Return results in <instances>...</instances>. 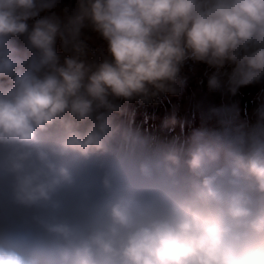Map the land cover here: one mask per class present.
<instances>
[{
    "label": "clouds",
    "instance_id": "9594fccd",
    "mask_svg": "<svg viewBox=\"0 0 264 264\" xmlns=\"http://www.w3.org/2000/svg\"><path fill=\"white\" fill-rule=\"evenodd\" d=\"M57 3L0 0V264H264V95L251 122L212 107L216 126L169 138L128 108L179 94L190 59L209 90L264 81V0L40 15Z\"/></svg>",
    "mask_w": 264,
    "mask_h": 264
},
{
    "label": "rangeland",
    "instance_id": "374dc122",
    "mask_svg": "<svg viewBox=\"0 0 264 264\" xmlns=\"http://www.w3.org/2000/svg\"><path fill=\"white\" fill-rule=\"evenodd\" d=\"M75 0H58L54 9L57 15L63 16L65 9L71 10ZM89 47L96 51L103 49L104 40L91 28L83 29V37ZM213 68L201 61L188 60L181 68V77L184 78L182 91L177 95L164 94L157 103H139L136 100L128 102V108L134 113L133 122L141 130L159 138H169L173 135H186L192 128L202 125L216 126L217 117L209 113L212 107H220L237 103L240 109L239 119L249 122L255 119L254 109L258 103V97L264 95V81L241 86L236 94L227 91L226 86L216 90H209L207 87V74ZM173 108L176 110L178 120L184 121V128L181 131L179 124L171 130L161 127L164 117Z\"/></svg>",
    "mask_w": 264,
    "mask_h": 264
}]
</instances>
